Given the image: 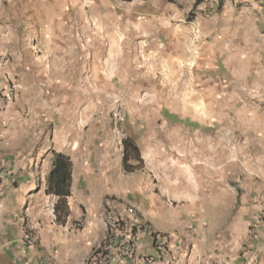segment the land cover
Here are the masks:
<instances>
[{
	"label": "crops",
	"instance_id": "obj_1",
	"mask_svg": "<svg viewBox=\"0 0 264 264\" xmlns=\"http://www.w3.org/2000/svg\"><path fill=\"white\" fill-rule=\"evenodd\" d=\"M83 1L0 0V264H86L100 247L109 261L96 264H264V133L245 168L250 184L234 183V159L205 117L210 103L184 98L199 80L205 95L225 93L223 71L236 76L245 54L263 62L264 0H146L143 25H77ZM154 67L163 87L141 104L161 111L151 120L171 126L172 148L156 141L141 159L187 160L176 174L156 161L154 176L137 181L125 171L124 140L99 127L135 83L150 97ZM55 154L72 163L62 222L47 193Z\"/></svg>",
	"mask_w": 264,
	"mask_h": 264
},
{
	"label": "rangeland",
	"instance_id": "obj_2",
	"mask_svg": "<svg viewBox=\"0 0 264 264\" xmlns=\"http://www.w3.org/2000/svg\"><path fill=\"white\" fill-rule=\"evenodd\" d=\"M145 1L146 0H134L132 4L125 5L121 0H84L83 13H77L73 21L77 22V25H143L140 23L139 13L151 9ZM126 8H131V13H129V10ZM108 9H114L116 12L111 13V10ZM192 18L193 15L189 14L188 21H192ZM260 49L264 51V44H261ZM253 53H255L254 49H252V54ZM244 57L245 60L242 64V68L236 72V76L227 73V71H223L225 77L221 81L222 84H218L217 86L225 90V93L212 94L211 97L205 95L203 92V82L199 80L197 81L196 92L193 94L185 93L184 98H186L187 101L188 99H193L197 105L198 103L204 104L207 101L210 103V116H208L206 112L205 117H210L212 119L213 124L211 126V131H214L215 133L213 135H217L218 137L215 141L217 143L219 142V137H223V139H225L223 144L225 149H222L224 151L227 150L230 159L231 157L234 159L236 174H232L230 177L234 183L241 181L250 184L252 178H250V175L245 171V168L248 169L247 167L255 165V144L257 142V135L259 131L260 133H264V60L263 62L256 61L254 57H251L252 59L248 61L246 54L243 58ZM185 68V63H179L178 69H180V75L184 72ZM167 71L169 74L172 73L170 69ZM140 72L142 71H139L138 63H133L132 75L135 77ZM148 76L150 91V93H148L150 95L148 96L150 97L140 94L138 90H135V88L139 89V85L135 83L131 94H127V91H124L125 94H127L124 95L126 100L124 106L127 107L128 104L130 108L125 109L123 105L121 107L119 106L121 102L124 104V98L123 95H118L119 107L114 110L103 111L102 113H104V116L107 117L109 122L107 126L99 127L102 130H106L105 136L107 138H116L117 142L120 140L125 141L129 138L132 139L138 146L141 154L142 152H146L148 149L147 147L156 148V141L159 142L158 145L160 147L164 146L167 150L172 148V135L168 132V130L172 129L171 126L161 127V125H157L154 122L155 120H151L162 117L161 111H157L155 108L146 110L141 104V102L145 101L155 103V92H157V90L159 91L160 87H163L160 68L154 67L150 69ZM172 79V77L167 79L169 85L165 88L169 91L173 89L171 86L172 84H170ZM180 81L182 83L187 81L186 74L181 76ZM186 84L187 83H185V85ZM116 87L119 89V85H116ZM186 87L187 86L181 84L179 88L185 91ZM120 90H122V88ZM168 94V96L164 95L166 101H172L176 94L171 92ZM171 104L172 102L168 103V105ZM195 111L196 112L193 113H195L196 116L201 114V117H204L203 108H198ZM143 119H148V122L150 120V123L148 125H139L138 122ZM196 128L201 133L203 132V127L197 125ZM162 129H164L163 132ZM145 142H148V146L145 145ZM146 160L147 162L143 159L132 160L130 162L135 166V170L132 173L135 177H139L136 179L137 181H139L140 178L154 176L153 166H155L156 161L162 160L163 164L168 167V170L163 169V173L168 171L169 173L174 172L176 174L180 169L178 162H183L187 159L177 157L151 159L153 164L149 162V159ZM215 160L217 161L218 159L215 158ZM239 176H241L242 179H239Z\"/></svg>",
	"mask_w": 264,
	"mask_h": 264
},
{
	"label": "trees",
	"instance_id": "obj_3",
	"mask_svg": "<svg viewBox=\"0 0 264 264\" xmlns=\"http://www.w3.org/2000/svg\"><path fill=\"white\" fill-rule=\"evenodd\" d=\"M121 1L130 3L134 0ZM124 148V167L125 171L130 173L135 170V166L130 162L132 160H141V153L136 143L130 138L124 141ZM71 169L72 163L68 157L55 154L53 169L48 178L47 193L59 198L55 206V214L60 222L63 219L65 220L69 214L66 198L70 196Z\"/></svg>",
	"mask_w": 264,
	"mask_h": 264
},
{
	"label": "built area",
	"instance_id": "obj_4",
	"mask_svg": "<svg viewBox=\"0 0 264 264\" xmlns=\"http://www.w3.org/2000/svg\"><path fill=\"white\" fill-rule=\"evenodd\" d=\"M24 243L28 247H34L35 246V238L32 233H26L24 236ZM100 251H96L94 255L90 258V260L86 264H96L98 262H108L109 259L107 255L104 254V247L99 248ZM149 263H152V261H149Z\"/></svg>",
	"mask_w": 264,
	"mask_h": 264
}]
</instances>
